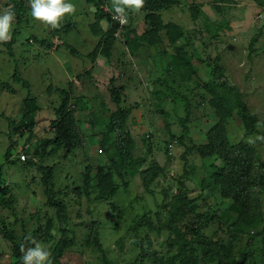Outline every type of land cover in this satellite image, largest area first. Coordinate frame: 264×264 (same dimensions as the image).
Masks as SVG:
<instances>
[{
    "label": "rangeland",
    "instance_id": "374dc122",
    "mask_svg": "<svg viewBox=\"0 0 264 264\" xmlns=\"http://www.w3.org/2000/svg\"><path fill=\"white\" fill-rule=\"evenodd\" d=\"M23 1L27 7L25 20L19 28L15 20L12 25L11 35L19 31L12 48L14 58L8 56L5 42H0V228H14L19 241L27 234V238L41 243L51 252L55 264L53 253L61 232L56 223L50 222L54 211L47 205V185L39 168L47 166L53 172L56 195L67 203L76 237L75 245L59 264H102L90 244L96 222L100 244L111 264H202L199 248L194 245L184 255L175 256L179 238L167 224L168 205L182 193L192 202L195 199V207L190 203L182 206V220L176 227L186 231L188 242H192V234L187 230L196 233V227L201 229L199 233L217 241L218 257H205V261L264 264L262 241L256 234L262 224L247 234L233 231L237 225L227 212L233 201L221 199L215 186L206 188L212 183L211 165L218 167L221 163L215 157H201L198 150L207 144L217 119L207 101L208 93L195 90L196 84L215 80L221 95L231 98L233 93L220 86L225 81L228 87H235L264 134V17H258L257 4L251 0H175L159 17L163 25H175L180 30L176 43L171 45L162 32L159 48L134 54L129 52V34L143 27L144 13L125 8L130 15L124 13L126 23H121L114 34L117 41L109 60L98 56L92 62L87 54L102 38L95 24L94 6L86 0H67L75 6V13L51 28L35 20L28 0ZM9 5L13 6L11 0H0V13ZM100 25L104 31H114L104 20ZM182 46L199 60L193 61L190 70L195 73L185 84L190 94L194 93L187 108L188 134L168 156L165 144L181 134L178 119L185 116L183 102L171 99L164 88L152 94L157 91L154 81L166 79L162 73L169 56ZM16 67L30 84V95L37 100L39 110L34 127L9 135L4 117L19 122L26 111L27 91L11 80ZM87 71L90 76L85 75ZM111 79L114 87H122L120 108L129 110L118 136L124 140L129 133L137 144L134 158H141L139 173L134 177L119 174L108 159V145L100 144L104 127L117 108L109 92ZM54 124L57 131L61 128L59 139ZM223 125L229 147L246 143L264 161V135L246 134L236 110ZM62 130L69 135L62 138ZM73 142V148L68 149L67 144ZM23 153L25 161L29 158L32 164L15 162ZM155 166L159 172L149 181V192L142 185L141 175ZM145 237L149 243L141 262L138 242ZM30 247L34 245L30 243L26 249ZM14 251L0 229V264H23V253L16 256Z\"/></svg>",
    "mask_w": 264,
    "mask_h": 264
},
{
    "label": "trees",
    "instance_id": "16d2710c",
    "mask_svg": "<svg viewBox=\"0 0 264 264\" xmlns=\"http://www.w3.org/2000/svg\"><path fill=\"white\" fill-rule=\"evenodd\" d=\"M219 1L228 0H216V2ZM251 1L256 3L259 7L258 14L264 10V0ZM25 2L26 1L23 0H11L18 28L25 20V12L27 10ZM86 3L94 6L95 24L98 26V29L102 34V38L98 41L94 49L87 54V56L92 62H94L98 56L109 60L112 46L117 41L114 34L119 28L118 22L113 19V15L116 14L115 6L114 4L110 5V0H86ZM173 4H175V0H144V6L140 9L144 13V17L142 19L143 27L140 28L139 32L132 29L129 34L128 46L131 54L143 49L150 50L157 47L159 48L160 43H162V32H165V37L171 45L176 43L181 36L180 30L175 25H163L159 17V13L161 11L166 10ZM124 13L129 16L130 10L125 9ZM101 20H104L109 27L112 26V30L114 31H104L100 25ZM129 20H131V18H128L127 21ZM128 26L129 25H126L124 28L126 29ZM18 37L19 31L14 30L11 35V39L8 42H5V47L10 58H14L12 48L17 42ZM251 45L252 43L250 46ZM174 50L176 51V54L174 56H169L162 73L166 79L159 77L154 81L157 91H154L152 94L156 95L160 93V89L162 90L164 88L163 90H165V93H167L171 99L177 102H183L185 116L178 119V123L182 129L181 134L178 139H171L168 142L166 141L167 143L165 144V148L168 150V156L173 155L172 152L176 147L175 145L179 142L183 143L188 134L186 118L189 113L187 112V108L190 106L191 98L194 96V93L190 94L191 90L186 88L185 84L191 80L192 75L195 73V71L190 70L193 66V61L199 60L198 58L194 59L193 55L188 51H184L183 46L175 48ZM72 53L75 57H78L79 55V53L75 50L72 51ZM85 75L90 76V71H87ZM212 75H215V72H212ZM213 77L219 78L220 76ZM11 80L14 84L20 85L23 90H26L27 94L24 99L26 111L23 118L19 122H15L8 117H4L7 121L9 135L19 129H31L34 127L36 114L39 110L37 100L35 97L30 95V84L21 76L17 67L14 68ZM110 85L111 89L109 92L117 108L111 113L109 120L104 127L100 144L102 146L108 145L106 152L108 153V159L112 162V164H114L119 174L124 172L125 174L127 173L129 177H134L139 173V160L141 159L140 157L134 158V151L137 147L136 141L127 132L125 133L124 140L121 139L117 133L118 130L123 128L124 123L127 120L126 118L129 114V110L123 111L120 108V104L122 102V87H114L113 79L110 80ZM220 87H222L221 90L228 89L231 91L233 93L232 97L228 98L221 95L215 80L207 85L201 84L199 86L196 84L195 87L197 88L195 90L202 89V92L205 90L208 93L209 98L207 101H209V104L214 108V115L217 119L215 129L211 130L207 136V144L198 150L201 157H215L216 160L221 163L218 167L211 165L213 168L211 176L212 183L208 185L209 187L206 186V188L215 186L219 191L221 199H230L233 201L232 204L228 206L227 211L228 217L232 218L234 220L233 223L237 225L233 231L247 234L252 228L256 229L262 224L260 231L256 234L260 237V241H262L261 251H264V161L261 162L258 159L259 156L257 150L248 146L246 143L241 142L236 146L234 145L233 147H229V142L225 135L223 124L229 119L231 113L236 110V115L241 120L246 134L255 133L261 135L263 133H261L258 129L257 117L250 113L246 104L242 101L239 91L235 87H228L225 81ZM65 103L66 101L62 105L64 111L67 106ZM52 127H54L57 131L56 124L52 125ZM60 131L61 128L57 131L58 139L60 138ZM67 135H69L68 131L62 130V138H65ZM111 135H115V138L112 139ZM70 138L73 140V137H69V139ZM43 143L44 141L42 144ZM67 145L68 149H71L74 146V142ZM146 152L149 153L150 150ZM9 156L10 154L8 149L6 153V158L8 160ZM18 157L15 160L16 163L25 164L26 162L27 164H32L29 158L25 162H20ZM39 168L43 172L47 185V205H49L48 207L54 211V218L50 219V222L56 223L58 230L61 232V238L57 243L55 252L53 253V262L55 264H59L60 259L63 258L64 254L75 245L76 237L72 227L70 226L71 222L68 214L67 203L63 197H58L56 195L52 169L47 166ZM193 171L194 169H191V172ZM158 172L159 169L155 166L154 169H150L147 173L141 175L142 185L148 191L149 181L156 178ZM108 178L109 176H107L102 183H105ZM114 192L115 191L111 190L110 194L114 195ZM194 201L195 199H193V202ZM193 202L188 200L186 195L182 193L180 196L178 195L172 199L168 205L170 214L167 224L175 236L179 238L178 241H176L177 250L175 256L184 255L189 246L194 245L199 248L200 257L203 259V262L201 260V263L213 264L210 260L205 261V257H218L217 241L199 233L201 229L196 227V233H193L191 230H187L188 234H192V242H188L185 239L187 236V233H185L186 231H181V228L176 227V225L182 220V206L190 203L193 207H195ZM19 222L21 225L23 224L21 223V220ZM8 227L1 226L0 229L2 238L15 249L14 253L16 256H20L22 255L21 246L23 245L26 249V247L31 243V239L27 238V234L24 233L25 231L23 225L22 229L25 235L20 237L21 241L18 240L19 237L15 229ZM98 228L99 224L97 222L94 223L90 244L99 254L102 264H111L109 263L100 244L99 234L97 231ZM148 243L149 239L147 237H145L141 242H138L141 262L146 254V245ZM262 255L264 256V252H262Z\"/></svg>",
    "mask_w": 264,
    "mask_h": 264
},
{
    "label": "clouds",
    "instance_id": "9594fccd",
    "mask_svg": "<svg viewBox=\"0 0 264 264\" xmlns=\"http://www.w3.org/2000/svg\"><path fill=\"white\" fill-rule=\"evenodd\" d=\"M31 8V16L51 28H57L60 21L69 14L75 13V6L67 0H28ZM115 11L121 17V23H126L124 16L125 8L139 10L144 6V0H113ZM15 20V12L11 5L0 13V42L11 39L12 25ZM34 247L27 248L21 246L23 253V264H52L51 252L41 243L31 239Z\"/></svg>",
    "mask_w": 264,
    "mask_h": 264
},
{
    "label": "built area",
    "instance_id": "2783aa9c",
    "mask_svg": "<svg viewBox=\"0 0 264 264\" xmlns=\"http://www.w3.org/2000/svg\"><path fill=\"white\" fill-rule=\"evenodd\" d=\"M258 17L259 18L264 17V10H262V12H259ZM113 19L116 22H118L119 26L122 25L121 24V17L118 16L117 13L113 15ZM262 52H264V48L262 49ZM169 148H172V147H169ZM18 158H19L20 162H25L27 156L23 153V154H20Z\"/></svg>",
    "mask_w": 264,
    "mask_h": 264
}]
</instances>
